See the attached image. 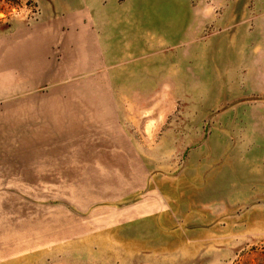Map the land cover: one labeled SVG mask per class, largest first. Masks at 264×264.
Returning a JSON list of instances; mask_svg holds the SVG:
<instances>
[{
  "label": "rangeland",
  "instance_id": "rangeland-1",
  "mask_svg": "<svg viewBox=\"0 0 264 264\" xmlns=\"http://www.w3.org/2000/svg\"><path fill=\"white\" fill-rule=\"evenodd\" d=\"M159 2L174 16L152 55L144 31L111 72L59 82L22 38L39 1L0 0V264L264 260V65L216 43L200 0L189 19ZM231 107L240 120L217 119Z\"/></svg>",
  "mask_w": 264,
  "mask_h": 264
},
{
  "label": "crops",
  "instance_id": "crops-1",
  "mask_svg": "<svg viewBox=\"0 0 264 264\" xmlns=\"http://www.w3.org/2000/svg\"><path fill=\"white\" fill-rule=\"evenodd\" d=\"M38 1L41 7L39 20L34 27L23 30L22 38L24 41L38 38L37 41L40 44L43 43L41 48H43L42 56L45 58V72L50 71L53 65H58V68L50 72L55 73L54 80L59 82L72 78L90 77V73L99 71L111 72L112 65H115L116 61L112 62L110 57L116 54H111L110 50L121 47L124 53L119 56L139 55L133 52L136 48L134 42L144 31L148 35L147 49L149 52L152 51L151 41H154V50H156L159 24H169V22L172 24L174 16V6L169 8L172 10L169 17L166 12L168 4L160 3L159 0ZM183 3L189 19L194 9L192 0H183ZM198 9L200 24L204 25V28L208 24L215 26L217 30L215 39L229 38L233 56L255 57L256 66L264 65V0H200ZM148 53L146 52V55L153 54ZM127 65V62L122 63L125 67L123 70H126ZM240 70L245 71V67ZM67 74H70V77H67ZM120 82L124 84L119 87L134 86L128 85V81ZM234 107H231L233 109L229 114L228 112L218 114L217 119L223 120L230 117L240 120L241 116L237 111L241 108H236L235 111ZM254 114L255 112L249 114L248 119L254 121ZM262 127L264 128V124ZM124 141L126 142L125 139ZM150 147L144 148L142 144H123V149L120 151L124 153L158 151V148H153V145ZM90 167H92L91 164ZM93 167L109 168L108 164L101 162H94ZM140 205L146 208L150 205L152 208L150 214L158 211V209L153 210L158 206L156 201H142Z\"/></svg>",
  "mask_w": 264,
  "mask_h": 264
},
{
  "label": "trees",
  "instance_id": "trees-1",
  "mask_svg": "<svg viewBox=\"0 0 264 264\" xmlns=\"http://www.w3.org/2000/svg\"><path fill=\"white\" fill-rule=\"evenodd\" d=\"M251 264H264V260H255Z\"/></svg>",
  "mask_w": 264,
  "mask_h": 264
}]
</instances>
